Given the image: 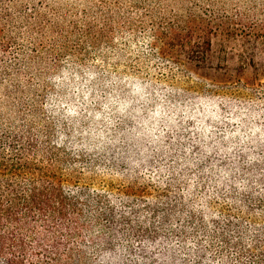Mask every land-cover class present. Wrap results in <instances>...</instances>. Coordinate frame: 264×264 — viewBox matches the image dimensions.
Listing matches in <instances>:
<instances>
[{
	"label": "trees",
	"instance_id": "obj_1",
	"mask_svg": "<svg viewBox=\"0 0 264 264\" xmlns=\"http://www.w3.org/2000/svg\"><path fill=\"white\" fill-rule=\"evenodd\" d=\"M146 1L103 0L94 18L84 10L66 24L48 0H0V264H264V80L235 77L261 66L264 15L161 10L158 58L137 65L155 114L141 120L160 115V138L125 140L131 126L80 162L82 174L31 118L37 68L84 50L72 37L116 48L115 11L127 20ZM236 45L249 57L230 64ZM132 108L121 124L140 121Z\"/></svg>",
	"mask_w": 264,
	"mask_h": 264
},
{
	"label": "rangeland",
	"instance_id": "obj_2",
	"mask_svg": "<svg viewBox=\"0 0 264 264\" xmlns=\"http://www.w3.org/2000/svg\"><path fill=\"white\" fill-rule=\"evenodd\" d=\"M101 1L103 0H48L50 7L43 9L50 14L55 10L60 16H65L68 24L67 22L75 16L80 20L84 10L89 14L88 17L94 18L96 6L100 5ZM146 3L145 6L131 9L130 13L133 16L127 20L118 17L124 15L122 11L121 14L115 11L118 15L113 21L116 48L108 47L107 42H101L94 47L89 39L79 40L78 37H72L71 45L78 42L81 44L83 41L84 50L77 52L79 54L65 55L52 66L43 65L37 68L42 74L33 80H26L27 77L24 79L31 83L32 94L40 95L39 118H31L41 134L44 133V140H52L61 147L67 158L79 161L75 167L77 171L82 170L80 162L96 159L94 154L103 153L102 148L123 140L122 131L130 129L131 126L134 128V134H124L125 140L131 135L135 140L160 138V115L152 118V123L141 120L146 118V114L147 116L155 114L152 113V107H142L146 100L144 84L148 78H145V72L137 71V65L148 58L153 61L158 58L149 54L153 42L150 39L152 29L156 22L160 26L161 10L165 13L199 3L205 4L203 8L208 10L215 8L226 12L241 11L260 18L264 15V0H148ZM40 5L42 4L39 2L38 6ZM138 16L142 19L141 23ZM119 21L127 22L133 28L125 29L126 27L123 23H118ZM124 29L133 32L126 36ZM22 44L21 40L16 43V47ZM257 45L259 44L253 46L256 52L254 59L258 60L261 66L257 69L235 71V77L241 78L244 82L264 80V52L256 50ZM214 47L219 48L218 43H215ZM244 51L240 45H236L235 50L229 51V55L232 56L229 63L236 64L246 56L249 57ZM37 69L33 67L30 71L36 72ZM3 93V90H0V111L9 113L8 108L1 104L5 102ZM128 103L133 104L132 116L134 115L136 120L140 118V121L134 122L133 118H129L126 123L121 124L122 118H125V105ZM86 170L77 173L82 174ZM100 181L107 182L104 185L110 184V178L105 179L101 176ZM100 181L97 180L98 188L103 185ZM101 191L106 194L104 190Z\"/></svg>",
	"mask_w": 264,
	"mask_h": 264
}]
</instances>
